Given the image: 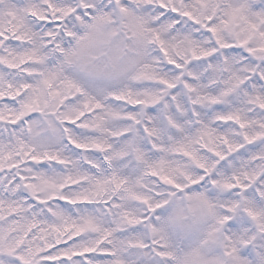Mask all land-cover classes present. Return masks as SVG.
<instances>
[{"label": "snow or ice", "instance_id": "1", "mask_svg": "<svg viewBox=\"0 0 264 264\" xmlns=\"http://www.w3.org/2000/svg\"><path fill=\"white\" fill-rule=\"evenodd\" d=\"M0 264H264V0H0Z\"/></svg>", "mask_w": 264, "mask_h": 264}]
</instances>
